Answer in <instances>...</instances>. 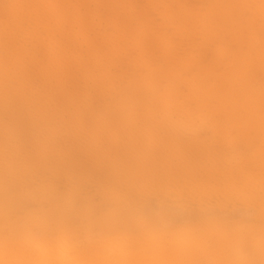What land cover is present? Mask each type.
I'll return each instance as SVG.
<instances>
[{"label":"rangeland","instance_id":"rangeland-1","mask_svg":"<svg viewBox=\"0 0 264 264\" xmlns=\"http://www.w3.org/2000/svg\"><path fill=\"white\" fill-rule=\"evenodd\" d=\"M242 1L0 0V168L19 172L2 194L24 204L10 219L31 214L38 239L60 203L96 244L120 204L154 231L251 228L236 255L264 264V0Z\"/></svg>","mask_w":264,"mask_h":264},{"label":"bare ground","instance_id":"bare-ground-1","mask_svg":"<svg viewBox=\"0 0 264 264\" xmlns=\"http://www.w3.org/2000/svg\"><path fill=\"white\" fill-rule=\"evenodd\" d=\"M228 1V0H227ZM242 1V0H241ZM238 0V2H241ZM247 1V0H246ZM253 1V0H252ZM263 1V0H262ZM236 2V1H235ZM243 2V1H242ZM245 2V1H244ZM250 2V1H249ZM254 2V1H253ZM18 3V2H17ZM23 3V2H22ZM230 3V2H229ZM256 3V2H255ZM260 3V2H259ZM264 3V1H263ZM251 4V3H250ZM177 5V4H176ZM179 5V4H178ZM214 5V4H213ZM240 5V4H239ZM254 5V4H253ZM252 5V6H253ZM259 5V4H258ZM262 5V4H261ZM243 6V4H242ZM241 6V7H242ZM246 6V4H245ZM256 6V5H255ZM254 6V7H255ZM264 6V5H263ZM185 7V6H184ZM244 7V6H243ZM260 7V6H258ZM22 8V7H21ZM235 8V7H234ZM249 8V7H248ZM56 9V8H55ZM230 9V8H229ZM233 9V8H232ZM231 9V10H232ZM262 7L261 10H263ZM25 10V9H24ZM31 10V9H30ZM197 10V9H195ZM217 10V9H216ZM255 10V9H254ZM252 10V12L254 11ZM259 10V8H257ZM204 11V10H203ZM202 12V11H201ZM207 12V9H206ZM212 12V11H211ZM216 12V11H215ZM220 12V11H219ZM251 12V11H250ZM255 12V11H254ZM31 13V12H30ZM185 13V11H184ZM194 13V12H193ZM226 13V12H224ZM242 13V12H241ZM264 13V12H263ZM261 12V14H263ZM164 14V13H163ZM174 14V13H173ZM205 14V13H204ZM260 14V13H259ZM27 15V14H26ZM256 15V14H255ZM179 16V15H177ZM193 16V15H192ZM196 16V15H194ZM200 16V14H199ZM206 16V15H205ZM235 16V15H234ZM204 17V16H203ZM209 17V16H208ZM213 17V16H212ZM211 17V18H212ZM242 17V15H241ZM257 17V16H256ZM264 17V16H263ZM180 18V17H179ZM189 18V17H188ZM192 18V17H190ZM206 18V17H205ZM227 18V17H226ZM225 18V19H226ZM244 18V17H243ZM242 20L240 21H243ZM254 18V17H253ZM195 19V18H194ZM224 19V18H222ZM251 19V18H250ZM249 19V20H250ZM192 20V19H191ZM254 21V19H251ZM235 20H233L234 23ZM240 21L238 22L241 25ZM247 21V19H246ZM261 21V20H260ZM188 22V21H187ZM186 22V23H187ZM236 22V21H235ZM244 22V21H243ZM258 22V21H257ZM171 23V22H170ZM198 23V22H197ZM196 23V24H197ZM248 23V22H247ZM256 23V22H254ZM264 23V22H263ZM175 24V23H174ZM183 24V23H182ZM193 24V23H192ZM191 24V25H192ZM230 24V23H229ZM237 24V23H236ZM250 24V23H249ZM200 25V24H199ZM233 25V24H232ZM245 25V23H244ZM257 25V24H256ZM186 26V25H185ZM210 26V25H209ZM223 26V25H222ZM251 26V25H250ZM253 26V25H252ZM187 27V26H186ZM195 27V26H194ZM212 27V26H211ZM238 27V25H237ZM242 27V26H241ZM199 28V27H198ZM206 28V27H205ZM209 28V27H208ZM246 28L249 29L247 26ZM202 29V28H201ZM223 29V28H222ZM225 29V28H224ZM230 29V28H229ZM237 29V28H236ZM240 29V28H239ZM252 29V28H250ZM191 30V28L189 29ZM199 30V29H198ZM211 30V29H210ZM243 30V29H242ZM256 30V29H255ZM147 31V30H146ZM194 31V30H191ZM233 31V30H232ZM239 31V30H238ZM186 32V31H185ZM190 32V31H189ZM210 32V31H209ZM240 32V31H239ZM192 33V32H191ZM212 33V32H211ZM229 33V32H228ZM242 33V32H241ZM255 33V32H254ZM10 34V33H9ZM139 34V33H138ZM237 34V33H236ZM240 34V33H239ZM194 35V34H192ZM200 35V34H199ZM251 35V34H250ZM258 35V34H257ZM13 36V35H12ZM15 36V35H14ZM197 36V34H196ZM206 36V35H205ZM10 37V36H9ZM235 37V35H234ZM252 37V35H251ZM255 37V35H254ZM208 38V37H207ZM213 38V37H212ZM203 39V38H202ZM211 41V40H210ZM254 41V40H253ZM43 42V41H42ZM251 42V41H249ZM255 42V41H254ZM258 42V41H257ZM244 43V42H242ZM213 44V43H212ZM256 44V43H255ZM204 45V44H203ZM251 45V44H250ZM220 46V45H219ZM264 46V45H263ZM217 47V46H216ZM7 48V47H6ZM8 49V48H7ZM240 49V47H239ZM262 49V48H261ZM241 50V49H240ZM247 50V49H246ZM255 50V49H254ZM253 50V51H254ZM258 50V49H257ZM18 51V50H17ZM237 51H239L237 49ZM1 53V52H0ZM264 52H262L263 54ZM7 54V53H6ZM232 54V53H231ZM237 53L236 55H238ZM261 54V55H262ZM252 55V54H251ZM260 55V54H259ZM258 56L257 61H258ZM204 56V55H203ZM243 56V55H240ZM253 56V55H252ZM264 56V55H263ZM239 57V56H238ZM261 57V56H260ZM5 58V57H4ZM237 58V57H236ZM235 58V59H236ZM242 58V57H240ZM238 59V58H237ZM261 59V58H260ZM10 60V59H9ZM240 60V59H239ZM256 61V59H254ZM264 60V59H263ZM13 61V60H12ZM236 65L238 61L235 60ZM9 62V61H8ZM198 62V61H196ZM234 62V60H233ZM232 62V63H233ZM240 62V61H239ZM245 62V61H244ZM250 62V61H249ZM248 62V63H249ZM253 62L250 66L253 65ZM257 63V62H255ZM261 63V62H260ZM212 64V63H211ZM243 65V62H240ZM259 64V63H258ZM257 65L259 69V65ZM229 65V64H228ZM246 65V64H245ZM244 65V66H245ZM198 66V65H197ZM210 66V65H209ZM235 66V65H234ZM240 66V65H239ZM249 66V67H250ZM17 67V66H15ZM200 67V66H199ZM236 67V66H235ZM242 66L239 68L241 69ZM244 70L245 67H243ZM251 68V67H250ZM254 68V67H252ZM224 69V68H223ZM228 69V68H225ZM232 69V65L231 68ZM238 71H241V70ZM222 70V69H221ZM235 70V69H233ZM172 71V70H171ZM249 71V69H248ZM254 71V70H253ZM260 71V70H259ZM222 72V71H221ZM229 72V71H228ZM227 72V73H228ZM247 72V71H246ZM252 72V70H251ZM261 72V71H260ZM11 73V72H10ZM153 74V72H151ZM223 73V72H222ZM263 73V72H262ZM151 74V75H152ZM166 74V73H165ZM173 75V72L171 73ZM202 74V73H201ZM241 74V72H240ZM252 74V73H251ZM155 75V74H154ZM168 75V74H166ZM197 75V74H196ZM218 75V74H217ZM220 75V74H219ZM218 75V76H219ZM230 75V74H229ZM238 75V74H237ZM236 75V77H237ZM249 75V73H248ZM254 75V73L252 74ZM257 75V74H256ZM255 75V76H256ZM217 76V78H219ZM224 76V75H221ZM220 76V77H221ZM247 76V74H246ZM254 76V77H255ZM259 76H261L259 74ZM264 76V75H263ZM168 77V76H167ZM170 78L172 76H169ZM215 75L213 76V78ZM226 77V76H225ZM235 77V78H236ZM241 77V76H239ZM245 77V76H242ZM241 77V78H242ZM253 77L249 75V78ZM169 78V79H170ZM216 78V79H217ZM234 78V80H235ZM264 78V77H263ZM191 79V78H189ZM195 79V77H194ZM198 79V78H197ZM212 79V78H211ZM215 79V80H216ZM237 79V78H236ZM243 79V78H242ZM252 79V78H251ZM256 79V77H255ZM168 80V79H167ZM166 80V81H167ZM223 80V79H222ZM230 80V79H229ZM244 80V79H243ZM245 81V80H244ZM148 82V81H147ZM201 82V81H200ZM215 82V81H214ZM217 83L219 81H216ZM221 82V81H220ZM146 83V82H145ZM211 83V82H210ZM223 83V81H222ZM229 83V82H228ZM263 83V82H262ZM143 84V83H142ZM148 84L145 86L148 88ZM198 84V83H196ZM230 84V83H229ZM234 84V83H233ZM238 84V83H236ZM226 85V84H225ZM215 86V85H214ZM219 86V85H218ZM187 87V86H186ZM192 87V86H191ZM197 87V86H196ZM210 87V86H209ZM227 87V86H226ZM229 87V86H228ZM237 87H239L237 85ZM136 88V87H135ZM203 88V87H202ZM231 88V87H230ZM192 89V88H190ZM196 89V88H195ZM201 89V88H199ZM139 90V89H138ZM141 90V89H140ZM155 90V89H153ZM202 90V89H201ZM200 90V91H201ZM203 90H206L203 89ZM202 90V91H203ZM214 90V89H213ZM152 91V90H151ZM190 91V90H189ZM197 91V90H196ZM199 91V90H198ZM201 91V92H202ZM221 91V90H220ZM192 92V91H191ZM206 92V91H205ZM208 92V91H207ZM228 92V91H227ZM187 93V92H186ZM199 93V92H198ZM203 93V92H202ZM210 93V92H209ZM241 93L236 90V96ZM149 94V93H148ZM140 95V94H138ZM193 95V94H192ZM191 95V96H192ZM223 95V94H222ZM162 96V94H161ZM189 96V97H191ZM143 97V95H142ZM198 97V96H197ZM196 97V98H197ZM141 98V97H140ZM177 98V97H176ZM192 98H194L192 96ZM191 98V100H192ZM170 99V98H169ZM190 99V98H189ZM236 99V98H235ZM218 100V99H217ZM242 99H240L241 101ZM264 101V97H262ZM262 100H257L256 104L258 106L261 105ZM144 101V100H143ZM174 101V100H173ZM209 101V100H208ZM142 102V101H141ZM175 102V101H174ZM197 102V101H196ZM225 102V100H224ZM229 102L228 100L226 101ZM235 102H239L236 101ZM151 103V102H150ZM244 103V102H243ZM246 103V102H245ZM195 104V103H194ZM221 104V103H220ZM224 104V103H223ZM232 104V103H231ZM239 104V103H237ZM138 105V104H137ZM198 105V104H197ZM226 105V104H225ZM224 105V106H225ZM240 105V104H239ZM171 106V105H170ZM183 106V105H182ZM195 106V105H194ZM200 106V105H199ZM197 106V108L199 107ZM207 106V105H206ZM214 106V105H213ZM212 106V107H213ZM233 106V105H232ZM235 106V104H234ZM237 106V105H236ZM235 106V107H236ZM242 106V105H241ZM251 106V105H250ZM167 107V106H166ZM165 107V108H166ZM228 106L226 105V108ZM238 107V106H237ZM236 107V108H237ZM158 108V107H157ZM162 108V109H165ZM196 108V107H195ZM226 110V108L222 107ZM222 108H220L222 110ZM232 108V107H231ZM249 108V107H248ZM234 109V108H233ZM242 109V108H241ZM245 109V106H244ZM261 109V108H260ZM170 110V109H169ZM188 110V109H187ZM225 110H223L225 112ZM229 110V109H228ZM166 113L167 108H166ZM215 111V110H214ZM231 110L227 111L230 112ZM238 111V110H237ZM242 111V110H241ZM246 111V110H244ZM164 112V111H163ZM170 112V111H169ZM185 112V111H184ZM189 112V111H188ZM187 112V113H188ZM198 112V111H197ZM218 112V109L216 110ZM215 112V113H216ZM235 112V110H233ZM194 113V111H193ZM223 113V112H222ZM231 113V112H230ZM243 112H241L242 114ZM189 114V113H188ZM191 114V112H190ZM218 114V113H217ZM224 114V113H223ZM201 117L202 114H200ZM220 115V114H219ZM226 114H224L225 116ZM228 115V114H227ZM226 115V116H227ZM199 116V115H197ZM223 116V115H222ZM243 116V115H241ZM194 117V116H193ZM227 118V117H226ZM196 119H199L196 118ZM222 119V117H221ZM195 120V119H194ZM207 120V119H205ZM243 120V119H242ZM191 121V120H189ZM215 121V120H213ZM218 121V120H217ZM247 121V120H246ZM195 122V121H194ZM202 122V121H201ZM220 122V121H218ZM239 122V121H238ZM243 122V121H241ZM240 122V123H241ZM209 123V122H208ZM214 123V122H213ZM225 123V121H224ZM222 122V127L223 124ZM203 124V123H202ZM210 124V123H209ZM212 124V123H211ZM215 124V123H214ZM213 124V125H214ZM226 124V123H225ZM235 125V124H234ZM237 125V123H236ZM240 125V124H239ZM218 126V125H217ZM220 127V126H219ZM254 127V126H253ZM214 128V127H213ZM228 128V127H227ZM229 129V128H228ZM215 130V129H214ZM246 131V130H244ZM221 132H219L220 134ZM227 134V133H226ZM235 134V133H234ZM229 137V136H228ZM232 138V137H231ZM263 147V145H262ZM264 148V147H263ZM262 149V148H261ZM258 150V149H257ZM19 153V152H17ZM14 155V154H13ZM15 156V155H14ZM2 157V156H1ZM6 160V158H5ZM8 164V163H7ZM11 164V163H10ZM5 165V164H4ZM13 165V164H12ZM3 166V165H1ZM13 167H8L6 169L0 168V230L3 226H8V232L6 233L5 238L0 236V264H244V260H241V257H244L243 254L237 256V253H240L241 248V237H246L250 232L251 228H249V232L246 231V234H243V231L240 232L236 227V236L231 228L226 223H217L215 221H204L200 225L184 228L185 230H179L178 232L172 230H156L154 231L151 222L147 219H144L140 216L133 215L127 208L118 205V209L107 215L106 218H102L103 220H99L97 226H100V238L96 244H92L90 234L87 232H83L79 234L76 228L71 225V217L69 215L67 208H59L53 202H50L48 205V209L46 211H42L39 220L38 227H41L43 231H39L40 233L45 232L43 236L40 235V238H34L33 231L31 233V227L35 225L34 217L31 214H27L25 217L21 218V222L13 221L14 219H10L11 213L14 209H18L23 207V203L20 202L13 203L10 200H7L2 192L3 189L7 190L9 184L3 183L6 176L10 175L11 178H15L19 172L15 173L11 170ZM8 173V174H7ZM7 179V178H6ZM9 183V182H8ZM8 186V187H6ZM5 190V191H6ZM9 190V189H8ZM2 194V195H1ZM15 194V193H14ZM13 194V195H14ZM25 195V194H24ZM109 195V194H108ZM27 196V195H26ZM32 196V195H31ZM40 196V195H39ZM19 197V196H18ZM22 197V196H20ZM24 197V196H23ZM16 198V197H15ZM31 198V197H30ZM38 198V197H37ZM20 199V198H19ZM29 199V198H27ZM54 199V198H52ZM119 199V198H118ZM259 199V198H258ZM38 200V199H37ZM262 200V199H261ZM260 200V201H261ZM26 202V199H24ZM28 201V200H27ZM24 202V203H25ZM127 203V202H126ZM67 204V203H66ZM69 204V203H68ZM73 204V203H71ZM41 205V204H40ZM65 205V203L63 204ZM123 205V204H122ZM26 206V205H25ZM44 206V205H43ZM66 206V205H65ZM163 207V206H162ZM40 208V207H39ZM41 209V208H40ZM130 209V208H129ZM164 209V208H163ZM19 210V209H18ZM168 210V209H167ZM17 212V210H15ZM14 211V212H15ZM97 211V210H96ZM139 211V210H138ZM142 211V210H141ZM13 212V213H14ZM158 212V211H157ZM156 212V213H157ZM261 212V211H260ZM75 213V212H74ZM85 213V212H84ZM86 214V213H85ZM84 214V215H85ZM88 214V213H87ZM165 214V213H164ZM163 214V215H164ZM15 215V214H14ZM72 215V213H71ZM169 216V214H168ZM260 216L262 214L260 213ZM259 216V217H260ZM164 217V216H163ZM161 217V219L163 218ZM17 219V217H15ZM78 218V217H77ZM76 218V219H77ZM89 218V217H88ZM170 218V217H169ZM188 217L187 219H189ZM73 219V218H72ZM164 220V219H162ZM167 220V219H166ZM173 220V219H172ZM171 220V221H172ZM221 220V219H220ZM263 220V218H262ZM79 221V219H78ZM84 221V219H83ZM165 221V220H164ZM171 221L168 223H171ZM174 221V220H173ZM119 223L122 226V229L119 230V226L116 223ZM167 222V221H166ZM81 223V222H80ZM87 223V222H86ZM87 225V224H85ZM96 225V224H95ZM36 226V227H37ZM92 226V225H91ZM117 226L118 229H114ZM169 226V225H168ZM167 226V227H168ZM241 226V225H240ZM251 226V225H250ZM263 226V225H262ZM80 228V227H79ZM86 228V227H85ZM116 231L113 232V229ZM121 228V227H120ZM242 228V227H241ZM258 228V227H256ZM262 228V227H261ZM89 231V228H87ZM247 229V228H246ZM244 228V230H246ZM82 230V229H81ZM92 230V227L91 229ZM119 230V231H118ZM243 230V229H242ZM260 230V229H259ZM262 230V229H261ZM77 231V232H76ZM86 231V230H85ZM95 231V230H94ZM259 232V231H258ZM257 232V233H258ZM1 233V231H0ZM97 233V232H96ZM256 233V234H257ZM99 234V233H98ZM262 234V232H261ZM2 235V234H1ZM156 236L158 241L151 243L144 240L146 236ZM259 235V234H258ZM98 236V235H97ZM250 236V235H249ZM89 237V238H88ZM255 237V236H254ZM262 239H264V232L262 235ZM92 238V237H91ZM150 238V237H149ZM249 238V237H247ZM144 240V241H143ZM247 240V239H246ZM252 240V239H251ZM250 241V238H249ZM146 242V243H144ZM248 242V240H247ZM256 242V241H255ZM261 242H264L261 240ZM260 242V243H261ZM243 246V244H242ZM245 247V246H244ZM247 247V246H246ZM249 248V247H248ZM237 254V255H236ZM210 256V258H208ZM183 258L185 262L183 263ZM249 264L250 261L247 260ZM260 261V260H259ZM243 262V263H242ZM258 262V261H257ZM259 263V262H258ZM260 264V263H259Z\"/></svg>","mask_w":264,"mask_h":264}]
</instances>
